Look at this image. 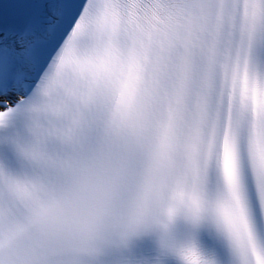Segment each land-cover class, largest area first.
Here are the masks:
<instances>
[{
  "label": "snow or ice",
  "instance_id": "snow-or-ice-1",
  "mask_svg": "<svg viewBox=\"0 0 264 264\" xmlns=\"http://www.w3.org/2000/svg\"><path fill=\"white\" fill-rule=\"evenodd\" d=\"M0 264H264V0H0Z\"/></svg>",
  "mask_w": 264,
  "mask_h": 264
}]
</instances>
